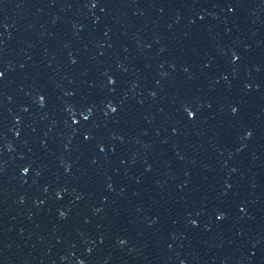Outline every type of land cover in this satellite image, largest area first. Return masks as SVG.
<instances>
[{"label":"water","instance_id":"95a60500","mask_svg":"<svg viewBox=\"0 0 264 264\" xmlns=\"http://www.w3.org/2000/svg\"><path fill=\"white\" fill-rule=\"evenodd\" d=\"M0 264H264V0H0Z\"/></svg>","mask_w":264,"mask_h":264}]
</instances>
